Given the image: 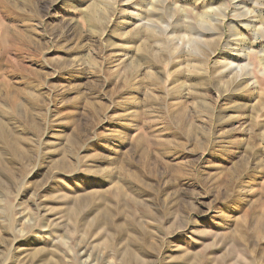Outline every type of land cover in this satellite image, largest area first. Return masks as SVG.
<instances>
[{
  "label": "rangeland",
  "instance_id": "rangeland-1",
  "mask_svg": "<svg viewBox=\"0 0 264 264\" xmlns=\"http://www.w3.org/2000/svg\"><path fill=\"white\" fill-rule=\"evenodd\" d=\"M111 4L0 0V264H264V33L237 87L238 1Z\"/></svg>",
  "mask_w": 264,
  "mask_h": 264
},
{
  "label": "bare ground",
  "instance_id": "bare-ground-1",
  "mask_svg": "<svg viewBox=\"0 0 264 264\" xmlns=\"http://www.w3.org/2000/svg\"><path fill=\"white\" fill-rule=\"evenodd\" d=\"M106 1L109 3H112L111 5H114V0H106ZM123 1L128 3L131 0H123ZM234 1H238V5L236 6V10L232 11V15H231L232 21L230 23V27H231V29H232L231 31L234 33L235 37L225 45V48H224L225 54L221 57L220 62L225 65V67H224V68H226L224 70L225 72L227 70L231 71V72H235V73L246 72L245 77L243 79L235 82L236 86L239 87L241 83H243V82L244 83H250V81H251V74H250L249 69L251 68L252 65L249 63L244 64L243 60H241V57L243 54H245L246 51L248 52V50L249 51L253 50V47H255V44L259 39V37H258L259 34L264 33V24L260 27H258L256 24H254V21L252 18L253 13H255L254 9L249 8V6H247V5L240 8L239 5L242 4V1L241 0H234ZM146 8L140 7V9H146ZM221 11H222L220 13L221 15H218V16L215 15L216 17L210 16L207 14L202 16L201 24L203 25V27H202L201 33L197 37L200 42H202L201 38L205 36L204 32L207 31V32H210L211 36L215 38L214 40L217 43V45L220 44L221 39H222L221 38V36H222V34H221V31H222L221 28L222 27L221 26H222V23L224 22V20L229 16L228 14L225 13L224 10H221ZM136 15H137L138 27L139 28L144 27L146 24H145L144 20L141 18L142 16H139L138 14H136ZM104 16H105L104 20L108 21L110 13L106 12ZM242 19L244 22H239V20H242ZM261 19H264V16ZM119 22L120 23L118 25L116 33H114V35L117 37L123 36V32H121V29H122L121 27L125 24L126 17L120 19ZM240 24H244V27L246 28V30H249V29L252 30L253 35H254V42H251L250 40L245 38L246 36L245 37L243 36V34L239 30L240 28H238ZM147 26L151 27L149 25H147ZM105 28H107V27L105 26ZM183 30H185V29H183ZM164 31L166 34L168 33L167 30H164ZM176 32H178V31L171 30L169 33H171V35L174 36ZM190 41L195 43L194 38ZM248 42L251 44L250 48L246 47L247 46L246 43H248ZM233 52L235 54H238L239 56L233 61L227 60L226 55H229V53H233ZM258 55H259V57H258L259 61L264 67V47L260 51H258ZM248 87H251V84H249ZM236 89H238V88H236ZM246 89H250V88H246ZM258 235L259 234L257 233V237H259ZM225 262H226V260H225Z\"/></svg>",
  "mask_w": 264,
  "mask_h": 264
}]
</instances>
